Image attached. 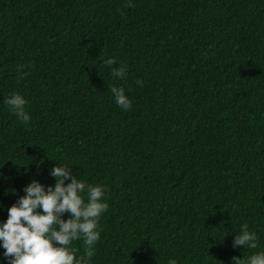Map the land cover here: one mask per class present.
<instances>
[{"label":"trees","instance_id":"obj_1","mask_svg":"<svg viewBox=\"0 0 264 264\" xmlns=\"http://www.w3.org/2000/svg\"><path fill=\"white\" fill-rule=\"evenodd\" d=\"M127 3L0 0V224L33 180L47 189L70 166L107 186L90 264H243L264 251V0ZM245 223L256 249L233 247Z\"/></svg>","mask_w":264,"mask_h":264},{"label":"clouds","instance_id":"obj_2","mask_svg":"<svg viewBox=\"0 0 264 264\" xmlns=\"http://www.w3.org/2000/svg\"><path fill=\"white\" fill-rule=\"evenodd\" d=\"M133 6L131 0L125 5ZM104 63L111 69L112 77L125 78L127 69L123 64L114 66L117 64L115 57L106 59ZM26 67L21 65L18 69V82L29 74L22 71ZM137 84L142 86L143 81L137 80ZM111 93L121 109L128 111L132 108V101L125 95L123 87L113 85ZM5 104L23 123L28 124L27 100L22 94L13 92ZM69 167L57 165L52 168L50 175L56 182L47 189L33 180L25 187L26 194L8 208L7 220L0 224V242L10 264H90L95 255V244L100 240L98 221L109 207L105 202L107 186L86 185L83 180L72 176ZM68 179L70 183L65 184ZM65 213L70 214L68 219L63 218ZM80 239H83L84 252L77 256L79 250L71 245ZM257 241L256 232L250 231L245 223L240 226L233 247L256 249ZM235 260L236 264H242L239 258ZM168 264H177V261L170 259ZM243 264H264V251L252 255Z\"/></svg>","mask_w":264,"mask_h":264}]
</instances>
